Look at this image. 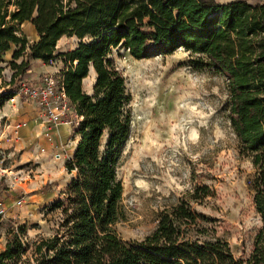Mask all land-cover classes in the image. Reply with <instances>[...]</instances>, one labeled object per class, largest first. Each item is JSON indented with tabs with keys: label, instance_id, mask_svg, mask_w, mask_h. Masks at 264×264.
I'll return each mask as SVG.
<instances>
[{
	"label": "trees",
	"instance_id": "16d2710c",
	"mask_svg": "<svg viewBox=\"0 0 264 264\" xmlns=\"http://www.w3.org/2000/svg\"><path fill=\"white\" fill-rule=\"evenodd\" d=\"M27 22L38 35L32 44L22 30ZM63 37H75L77 47L56 53ZM180 49L195 69L227 79L225 111L239 154L253 166L248 184L262 222L247 257H236L214 220L194 207L215 195L208 185L161 211L144 240L126 242L117 231L124 194L118 171L132 114L126 79L112 55L123 50L142 60ZM11 50L13 74L1 99L15 95L33 60H61L74 115L68 121L78 141L64 164L72 180L45 207V216L57 217L53 234L26 242L19 227L0 250V264H264V0H0V75ZM92 69L88 94L83 81Z\"/></svg>",
	"mask_w": 264,
	"mask_h": 264
},
{
	"label": "rangeland",
	"instance_id": "374dc122",
	"mask_svg": "<svg viewBox=\"0 0 264 264\" xmlns=\"http://www.w3.org/2000/svg\"><path fill=\"white\" fill-rule=\"evenodd\" d=\"M22 30L32 44L30 30ZM77 44L75 37H63L56 53L70 52ZM112 59L126 79L132 114L131 135L118 171L124 186L123 219L117 225L120 237L126 242L144 240L155 229L161 211L196 186L208 185L215 195L194 207L214 220L218 235L236 257H247L262 222L248 184L253 166L239 154L225 111L227 79L212 70L195 69L183 49L142 60L120 50ZM94 82L92 72L83 90L92 94ZM71 112L68 120L74 119ZM66 126L63 144L47 147L38 128L25 155L5 158L4 167L14 165L15 177L0 179V202L5 206L0 216V250L9 233L19 227L26 230V242L53 234L57 217L45 216V207L59 200L70 184L72 175L64 164L78 141L72 124ZM56 154L61 157L55 158Z\"/></svg>",
	"mask_w": 264,
	"mask_h": 264
},
{
	"label": "crops",
	"instance_id": "0c3cea01",
	"mask_svg": "<svg viewBox=\"0 0 264 264\" xmlns=\"http://www.w3.org/2000/svg\"><path fill=\"white\" fill-rule=\"evenodd\" d=\"M22 27L30 30L32 42H36L38 40V35L35 33L36 31L33 29L34 27L31 23L27 22L23 24ZM61 40H59V42ZM12 54L13 50L7 52L4 56V62L1 64L3 71L0 75V88L7 87L12 77L13 71L8 66L12 61ZM21 61L22 60H19L18 63ZM31 64L32 67L25 75L24 80L37 82L45 75H53L56 77L62 76L61 71L64 66L62 61H55L47 65L40 60H33ZM92 72L94 73V78L96 79V73L93 69L91 70L90 74ZM0 122V146L3 148L6 158L9 159H12L19 154L25 155L27 153L26 148H29L30 145L32 146V141L37 135L38 128L42 130L41 133L43 135L44 144L47 147L63 144V140L68 129L66 126L67 124L62 123L51 129L49 131L50 135L47 137V128L39 119V112L36 105L19 97L18 95H11L1 104ZM19 123H26V127L21 128L16 134L14 131V126ZM43 150L45 151L44 148ZM13 161L15 162L16 160ZM7 169L13 173L15 172L13 170L14 165L12 164L9 168L7 167Z\"/></svg>",
	"mask_w": 264,
	"mask_h": 264
},
{
	"label": "built area",
	"instance_id": "2783aa9c",
	"mask_svg": "<svg viewBox=\"0 0 264 264\" xmlns=\"http://www.w3.org/2000/svg\"><path fill=\"white\" fill-rule=\"evenodd\" d=\"M9 88L10 86L0 88V95L7 93ZM14 93L36 105L39 112V119L47 128V137L50 135L49 131L58 125L62 123L71 124V122L68 121V115L72 109L63 88L62 77L45 75L37 82H30L22 79L15 86ZM3 102L4 101L0 97V107ZM71 114L73 115V112H71ZM23 127H26V123L15 125L14 131L16 134ZM59 157V154L55 155V158ZM5 158V152L0 146V179L3 177H15L12 171L4 167L3 163ZM18 204H21V201H18ZM4 214L5 206L0 202V216Z\"/></svg>",
	"mask_w": 264,
	"mask_h": 264
}]
</instances>
